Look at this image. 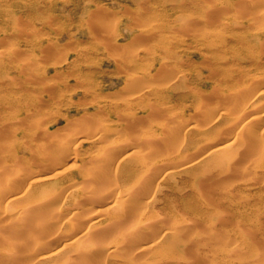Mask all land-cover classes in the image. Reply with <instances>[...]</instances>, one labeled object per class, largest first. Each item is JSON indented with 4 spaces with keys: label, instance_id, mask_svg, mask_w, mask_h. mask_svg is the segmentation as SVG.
Segmentation results:
<instances>
[{
    "label": "rangeland",
    "instance_id": "1",
    "mask_svg": "<svg viewBox=\"0 0 264 264\" xmlns=\"http://www.w3.org/2000/svg\"><path fill=\"white\" fill-rule=\"evenodd\" d=\"M171 1L167 7L176 5L187 19L189 0ZM239 1L231 0L232 11ZM260 1L248 0L244 17L228 20V28L255 21L262 57L241 63L254 81L264 75ZM162 5L0 0V167H21L19 174L0 169V185L10 179L0 191V264H264V87L250 86L257 96L239 101L237 111L225 87L239 78H212L216 64L200 63V54L212 51L202 38L180 33L182 46L173 44V57L166 56L168 45L153 38L170 33L161 25L169 15ZM229 58L219 65L239 67ZM155 60L169 65L162 77ZM132 75L139 80L131 83ZM253 117L259 119L244 127ZM72 134L76 139L67 141ZM118 137L128 146L120 158L98 160ZM139 176L144 184L131 190ZM31 181L37 184L27 191ZM50 187L27 232L19 230L15 216L26 195L37 201ZM78 237L100 245L81 258L69 244ZM232 246L237 254H221ZM5 251L15 255L6 258Z\"/></svg>",
    "mask_w": 264,
    "mask_h": 264
},
{
    "label": "bare ground",
    "instance_id": "2",
    "mask_svg": "<svg viewBox=\"0 0 264 264\" xmlns=\"http://www.w3.org/2000/svg\"><path fill=\"white\" fill-rule=\"evenodd\" d=\"M216 1L215 2H213L212 0H189V1H187L189 6L185 7V8H186V11L188 12V14H190V13L191 14L187 17V19H185L186 16H182V15L178 14L179 11H178V9H176L177 7L175 8L176 5L172 4L170 7H167V5L171 4V2H172L171 0H163V5L162 6H164L166 8V10L168 11L169 15L167 16V18L164 21L162 20V24L161 25H162V27H164L166 29H170V33L167 34L165 32H162V30H160L161 32H159L157 30L158 32L155 31L156 33H155L153 38L156 39V40L163 41L164 43H166L168 45L165 48V54L168 57H173L171 55V53H170V50L168 49V48H170V46H172L173 44L175 45V43L177 45H179L178 47L182 46L180 39L179 40H177V39L175 40V37L178 34L183 33V32H186V33L190 32L195 37L197 36L199 38H202L200 40H202L203 43L205 45H207L208 47H212V51H211L210 55L206 54V53H204V54L201 53L200 54V56H201V62L200 63L202 65H204V67L206 68V67H208L207 66L208 59L209 58L212 59V61L216 64L215 67L211 66L210 69H209L212 78L215 77V79H219V80L224 79V80H227L228 82H232L236 78H239V80H238L239 82H237L236 84H233L229 88L225 87V89H227L228 91L231 90V93H232L231 99H234V101L232 103H230V107H233V108L237 109V111H238V110H240L239 101H241V100L245 101V100H248V99L251 100L253 97H256L257 94H258L254 90H258L259 91V90L263 89V87H264V75L260 78V80L254 81V79L252 78V74H251L252 73L251 67H247V66H242L241 65V63L244 60H247V59L256 60L257 58L262 57L261 55L257 54L256 51H255L256 47L259 49V44H260V41H261V37H260V35L258 33L254 32V30L256 28L255 27L256 25L253 26V24L255 22L254 20H252L250 23L248 21V24L253 23V24H251L252 26L248 25L249 27L246 26V25H243V23L236 22V23H234L235 24L234 26L228 28V26H230L229 25L230 23L228 24V20L234 19V21H236V20L239 21V19H242L244 17V15H243V11L244 10L242 9V8L245 7L244 5H246V7H249V8L251 7V4H249L250 6L249 5L247 6L248 0L239 1L238 4L241 5L242 7L240 9H238V10H233V11L231 10L232 8L230 6L231 5V0H218V1H221L220 2L221 4L224 3V5L222 4L223 6L221 5V7H218V5L220 3H216ZM260 3H261L260 5L262 7H264V2L260 1ZM185 4L186 3H182V6H185ZM217 9H218V11H217ZM253 12H255V10ZM256 12H257V10H256ZM258 12H260V10ZM253 14H255V13H253ZM259 14H261V12ZM259 14L255 15V17H256L255 19H258V20L260 19L259 22L261 23L262 19L264 20V12L260 16H258ZM194 16L195 17L204 18V20H206V21L204 23H202V22H200V20H202V19H199V18L197 19ZM222 19H224V21ZM225 19H226V21H225ZM245 23L246 22H244V24ZM262 23H264V22H262ZM258 24L259 23L257 22V25ZM142 25H143L142 23L137 24V26L140 27V29H141ZM235 26H238L239 28L236 29ZM221 31H223V32L226 31V33L228 32L229 33V37L227 35H225L224 33H222ZM139 34L141 35L140 32L137 35H139ZM135 57H138V56H135ZM229 57L234 59V61L236 62L235 65H238L239 67H236V69H233V68L222 67L221 65H219V64H225V62H226L225 60L230 59ZM129 61L133 62V61H136V59H133V57H132V59L129 60ZM153 66H154V68L156 70L155 73L159 77L164 76L166 74V69L169 67L168 64H166V65L162 64V63H160L159 60H155ZM229 69H231V70H229ZM138 80H139V78L137 77V75H132V77L130 79V82L134 83V82H136ZM238 83L242 84V86L244 85V86H247V87H242L241 88V86H240L239 88H237L238 87ZM250 86L251 87L254 86L255 89L253 87L252 88L254 90L250 89ZM217 87H218V89L222 88V87L219 88V86H217ZM218 89L216 88V89H213V90L216 91ZM192 91H193V89H192ZM193 92H195V91H193ZM193 92L191 94H189V96L185 97V95H182V96H180V98L183 99V98L191 97V96L194 95ZM263 94H264V92H261L259 94V99H260V97L263 96ZM139 99L141 100L142 98H139ZM135 100H137V99H135ZM202 101L206 102V99L204 100L202 98L201 102ZM237 101H238V103H237ZM198 103H197L196 108L198 107ZM148 105L151 106V103H149ZM148 105H146L147 108L149 107ZM200 107L203 108L205 106H203V104H201L198 109H200ZM200 110L199 111L197 110V112L199 113ZM241 111H242L241 114H242L243 117H250V115L252 114V110H249L248 108H244ZM198 113H197V115H198ZM258 119H259L258 117H253L251 121L245 122L244 127H247L250 124V122H255ZM162 132L164 133V130ZM75 139L76 138H75L74 134L69 135L68 138H66V140L69 141V142L70 141H74ZM151 142L152 143L156 142V139L151 140ZM127 148H128V146H126L125 140L123 141L121 137H118L117 139L113 140V142L109 146L104 148V151L101 150L103 152L102 153L99 152L98 153L99 155H97L96 157L98 158V160L101 159V160H104V161L110 160L112 157H114L113 160L111 159V161H112L111 164H114V162H115L114 160L120 158L121 150L127 149ZM129 156H130L129 154L126 155L123 158V160L126 159ZM143 161L145 162V160H143ZM185 165L187 166V163H185V164H183L181 166H185ZM152 168H150V169H152ZM0 169L3 170V171H10L11 173H14V174H19V172L21 171V167H20V165L18 163H15V164L11 165V167H9V168L5 167V169L0 167ZM60 173L61 172H59V174ZM57 174H58V172H57ZM59 174H58V176H59ZM54 175L56 176V174H54ZM102 177H103L102 178L103 181L108 178L107 174H104ZM147 177H148V175H147ZM145 178H146V176L135 177V183L136 184H134V182H132L134 186L131 185V188L132 187H134V188H132V189L130 187L129 188L131 190H133L135 188L139 189L144 184ZM9 181H10V179L8 177H6L4 179V184L0 185V191L4 188V186ZM35 184H37L36 181H31L29 183L27 191H28V189L33 188L35 186ZM130 189H129V191L132 192V193L136 190L135 189L134 191H131ZM50 190H51V187L49 189H47V191L45 189L44 191H46V192L44 193V196L41 195L40 198L37 201H35V199H32L31 197H29L28 196L29 193L26 195V198L24 199V201L26 202L25 210H23V212L17 213L16 216H15L14 225H16V226L19 225L20 226L19 230H22V232L24 230L26 231L27 226L31 225L29 223H31L35 219L34 211H36V210L38 211L39 210L38 207L44 205L48 201L47 200L48 197L45 196V195L48 194L50 192ZM51 191H53V187H52ZM127 192H128V190H127ZM130 192H128V193L125 192L127 197H130V195H131ZM23 196L16 197L15 200H19V199L23 198ZM122 199H124V198H122ZM122 199L120 198L121 201H122ZM127 199H129V198H127ZM28 214H30V215H28ZM40 215L41 214H39L36 217H39ZM97 219H99V218H97ZM46 221H47L46 219L45 220L44 219L43 220H39L36 223V226L42 228V227H44L46 225ZM180 221L179 220L176 221L177 222L176 223L177 227L181 226V222L182 221L181 222ZM96 222L99 223V221H96ZM182 224H183V222H182ZM94 226H96V225H94ZM182 226L185 227V225H182ZM182 226L179 227V229L180 228L181 229L184 228ZM90 228H92V226ZM90 228L88 229V234L91 237L92 236L91 235V233H92L91 231L92 230L90 231ZM90 240H87V238H86V241H83L82 237L81 238H79V237L78 238H72L69 241V244H71V247L74 246V247H76L78 249V250L77 249L75 250L77 252V254L79 253L78 256H80L81 258H85L84 257V253L86 251H91L94 248H97L96 245H100V244H97V243L96 244L92 243V241H95L93 239V237ZM98 243H99V241H98ZM109 244H107V246H109ZM229 246H231V245H229ZM63 247H65V246H63ZM116 249H118V248L115 247V250ZM61 250H62V247H61ZM7 251H5V252L7 253ZM59 251H60V249H59ZM234 252H237L236 246H234V247L232 246L231 248H227L225 250H221V254L224 253L226 255L227 254L229 255L231 253L233 254ZM13 254L15 255V253H13ZM234 254H237V253H234ZM14 255L11 254V251H10V254H8V253L4 254V256L6 258H10V257H12ZM50 256H51V254H50ZM50 256H49V258H50ZM21 259H23V258H21ZM15 260H16L15 263L12 262L13 264H16L17 259H15ZM24 261H21V260L19 261L18 260V264L19 263L23 264ZM9 264H11V262Z\"/></svg>",
    "mask_w": 264,
    "mask_h": 264
}]
</instances>
